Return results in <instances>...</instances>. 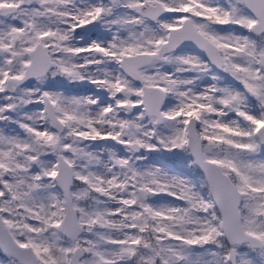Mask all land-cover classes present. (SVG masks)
<instances>
[{"label":"snow or ice","instance_id":"obj_1","mask_svg":"<svg viewBox=\"0 0 264 264\" xmlns=\"http://www.w3.org/2000/svg\"><path fill=\"white\" fill-rule=\"evenodd\" d=\"M0 264H264V0H0Z\"/></svg>","mask_w":264,"mask_h":264},{"label":"rangeland","instance_id":"obj_2","mask_svg":"<svg viewBox=\"0 0 264 264\" xmlns=\"http://www.w3.org/2000/svg\"><path fill=\"white\" fill-rule=\"evenodd\" d=\"M0 259H4V258L0 257Z\"/></svg>","mask_w":264,"mask_h":264}]
</instances>
